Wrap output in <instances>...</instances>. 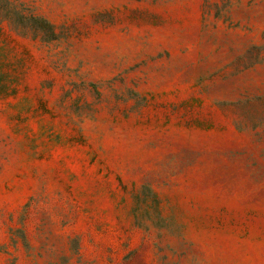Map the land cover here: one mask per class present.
I'll return each instance as SVG.
<instances>
[{
	"label": "rangeland",
	"instance_id": "rangeland-1",
	"mask_svg": "<svg viewBox=\"0 0 264 264\" xmlns=\"http://www.w3.org/2000/svg\"><path fill=\"white\" fill-rule=\"evenodd\" d=\"M0 264H264V0H0Z\"/></svg>",
	"mask_w": 264,
	"mask_h": 264
}]
</instances>
